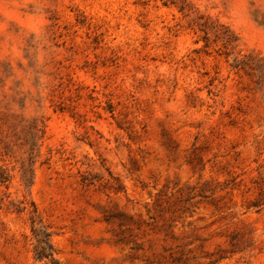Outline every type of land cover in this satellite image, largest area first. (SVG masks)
<instances>
[{
	"label": "rangeland",
	"instance_id": "1",
	"mask_svg": "<svg viewBox=\"0 0 264 264\" xmlns=\"http://www.w3.org/2000/svg\"><path fill=\"white\" fill-rule=\"evenodd\" d=\"M264 264V0H0V264Z\"/></svg>",
	"mask_w": 264,
	"mask_h": 264
},
{
	"label": "trees",
	"instance_id": "2",
	"mask_svg": "<svg viewBox=\"0 0 264 264\" xmlns=\"http://www.w3.org/2000/svg\"><path fill=\"white\" fill-rule=\"evenodd\" d=\"M38 236L36 255L38 259H46L50 264H60L55 257V251L50 241V234L44 229H34Z\"/></svg>",
	"mask_w": 264,
	"mask_h": 264
}]
</instances>
